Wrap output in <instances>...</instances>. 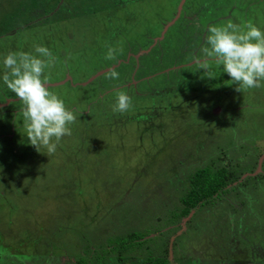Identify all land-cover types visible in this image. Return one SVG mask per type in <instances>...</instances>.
Segmentation results:
<instances>
[{"label": "rangeland", "instance_id": "374dc122", "mask_svg": "<svg viewBox=\"0 0 264 264\" xmlns=\"http://www.w3.org/2000/svg\"><path fill=\"white\" fill-rule=\"evenodd\" d=\"M228 22L264 30V0H0V57L48 47L44 83L77 116L55 154L36 151L0 82V264H264V88L191 59ZM174 23L177 54L156 45ZM204 167L243 174L181 217Z\"/></svg>", "mask_w": 264, "mask_h": 264}, {"label": "clouds", "instance_id": "9594fccd", "mask_svg": "<svg viewBox=\"0 0 264 264\" xmlns=\"http://www.w3.org/2000/svg\"><path fill=\"white\" fill-rule=\"evenodd\" d=\"M199 52L192 56V63L208 79L217 78L219 71L227 74L238 92L264 88V30L255 24L243 28L232 22L209 25ZM55 59L52 51L41 45L34 46L32 52H9L0 57V82L20 104L26 141L48 155L55 154L61 139L72 134L70 125L77 120L74 111L44 83L46 69ZM110 78L118 79L119 73L112 71ZM130 107L131 97L120 92L113 110L123 113Z\"/></svg>", "mask_w": 264, "mask_h": 264}, {"label": "trees", "instance_id": "16d2710c", "mask_svg": "<svg viewBox=\"0 0 264 264\" xmlns=\"http://www.w3.org/2000/svg\"><path fill=\"white\" fill-rule=\"evenodd\" d=\"M180 20H178L179 22ZM181 23H174V27L177 25V29H175L174 27H172V29L175 31V34H172V29H168L165 33V37L167 39L164 40V42H157L156 45L159 43V47L162 44V48L166 49L167 51H175L176 54L178 53V48L180 47L181 43H182V37L180 34V29L178 30V27ZM194 23H192L191 25L187 24V30H189L190 32H193L191 30V28H194ZM172 25V26H173ZM162 31V28H161ZM160 31V32H161ZM160 32L159 34L155 35L152 37L151 43L153 45V41H160L163 39V37L160 39ZM148 47V45H147ZM182 58V57H180ZM181 72V70H177V72ZM182 73H184V71H182ZM254 169H250L249 173H253ZM234 173H238V174H234ZM243 172H237V171H233L228 169V167H223L220 169H216L213 170L210 167H204L201 169L196 170L189 179V184H190V189L189 191L180 199L181 205H183L182 209L179 212V216L181 217H186L191 210L195 209V208H200L201 205H203V203L208 202V199L213 198L214 196H219V194L223 191V189L227 186V182L230 181V183L233 184V182L238 181L240 179V177L242 176ZM256 177H251L248 176L246 178L247 182L248 180L251 181V183L253 181H255ZM229 179V180H228ZM241 185L242 182L240 183ZM249 182L243 186H248L249 187ZM256 185V184H254ZM137 235V234H136ZM137 237H139L137 235ZM135 237V238H137ZM133 238L132 240H130L129 238H122L119 239V248L122 251H126L127 248H131L134 246L135 244V238ZM132 241L133 244L130 242ZM117 257H119V260L121 262L124 261V259H122V255H118ZM154 262V261H153ZM158 262V264H167V262L165 260H160V261H156ZM81 264V261H80Z\"/></svg>", "mask_w": 264, "mask_h": 264}, {"label": "water", "instance_id": "95a60500", "mask_svg": "<svg viewBox=\"0 0 264 264\" xmlns=\"http://www.w3.org/2000/svg\"><path fill=\"white\" fill-rule=\"evenodd\" d=\"M180 8H181V7H180ZM180 8H179V9H180ZM179 13H180V10L178 11V14H179ZM173 22H174V21H173ZM171 23H172V22H171Z\"/></svg>", "mask_w": 264, "mask_h": 264}]
</instances>
